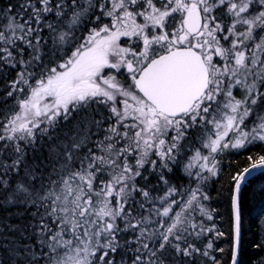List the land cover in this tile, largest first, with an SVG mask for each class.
Returning <instances> with one entry per match:
<instances>
[{
    "label": "trees",
    "instance_id": "trees-1",
    "mask_svg": "<svg viewBox=\"0 0 264 264\" xmlns=\"http://www.w3.org/2000/svg\"><path fill=\"white\" fill-rule=\"evenodd\" d=\"M248 1V17L264 10V0ZM104 2L0 0V264H53L60 243L85 230L84 223L76 229L67 225L61 205L62 195L66 197L63 183L79 166L67 160L74 145L79 149L71 159L80 160L86 185L100 199L105 186L99 182L111 176L105 169L118 166L101 145L110 136L111 126L100 103H76L57 119L48 115L36 119L38 128H33L32 121L26 130L13 127L21 104L29 100L37 84L61 70L80 42L109 21L103 12L108 7L98 11ZM150 2L157 4V0ZM107 14L113 18L119 13ZM260 57L261 76L254 82L253 103L248 104L247 122L253 127L264 123V44ZM190 143L187 149L185 137V145L178 146L180 152L172 150L163 161L154 157V169L142 173L148 180L142 182V175L135 179L137 187L133 190V184L129 185L126 198L112 196L111 206L121 207L123 221L117 218L113 245H99L91 264L230 263L234 181L244 168L264 160V140L224 152L199 178L184 168L185 156L195 147ZM165 193L172 194L174 203H158ZM239 210L237 264H264V172L243 186Z\"/></svg>",
    "mask_w": 264,
    "mask_h": 264
},
{
    "label": "rangeland",
    "instance_id": "rangeland-1",
    "mask_svg": "<svg viewBox=\"0 0 264 264\" xmlns=\"http://www.w3.org/2000/svg\"><path fill=\"white\" fill-rule=\"evenodd\" d=\"M104 1L98 11L103 7L117 11L118 17H113L117 21L106 27L102 25L84 38L61 70L37 84L13 120L14 129L22 131L27 129L30 121L34 125L36 119L46 115L57 119L74 104L85 103V106L87 102L100 103L108 113L110 136H105L101 145L109 149L107 154L113 162L117 159L118 168L115 165V169H105L111 175L106 181L95 178L105 186V190L99 188L104 191L103 199H100L101 195L86 185L88 181L85 171H81L80 160L71 159L79 147L71 148L75 151H71L67 160H75L79 166L63 183L67 200L62 195L61 205L67 225L76 229L84 223L81 227L85 230L79 237L60 243L53 264H91L99 245L103 248L113 245L112 227L117 218H121V207L112 208V196L116 200L126 198L128 186L133 184L132 189H136L135 179L140 175L141 181L146 182L148 177H143L142 173L154 169V157L163 161L172 150L179 151L178 146L185 145V137L187 149L191 148L190 142H194L195 147L185 156L184 168L187 173L194 171L198 178L209 172L224 152L241 150L249 142L264 140V123L253 127L247 122L254 82L261 76L263 9L256 16L248 17V0H157L156 5L150 0ZM194 7L201 10L204 26L197 37H189L182 23L185 12ZM133 8L139 10L134 14ZM105 14L110 20L109 14ZM131 38L136 40L129 41ZM132 42L136 57L140 59L185 46L195 48L204 56L210 73V87L187 115L178 119L166 118L151 111L138 95L127 78L126 61L121 57L126 59L131 56L130 52L118 48L121 47L118 43ZM112 69L117 70L116 75ZM124 76L128 80L124 81ZM38 126L39 122L33 128ZM121 143L124 146L118 149ZM127 176L130 178L125 180ZM83 185L88 188L84 189ZM171 195L165 193L158 203H174L170 200ZM168 211L164 209L163 213Z\"/></svg>",
    "mask_w": 264,
    "mask_h": 264
},
{
    "label": "water",
    "instance_id": "water-1",
    "mask_svg": "<svg viewBox=\"0 0 264 264\" xmlns=\"http://www.w3.org/2000/svg\"><path fill=\"white\" fill-rule=\"evenodd\" d=\"M203 18L199 8L185 12L183 28L189 36L197 35ZM138 94L153 109L167 117L177 119L186 115L201 100L209 87V72L201 54L191 47L169 50L148 62L133 80ZM264 172V160L244 168L233 185L232 249L229 264H237L240 250L239 196L250 179Z\"/></svg>",
    "mask_w": 264,
    "mask_h": 264
},
{
    "label": "flooded vegetation",
    "instance_id": "flooded-vegetation-1",
    "mask_svg": "<svg viewBox=\"0 0 264 264\" xmlns=\"http://www.w3.org/2000/svg\"><path fill=\"white\" fill-rule=\"evenodd\" d=\"M127 6V5H126ZM128 7H130V6H128ZM132 7V6H131ZM116 9V8H115ZM132 9V8H131ZM111 9L108 7V8H103V12L104 13H108L109 11H110ZM133 10H134V14H135V12H137L136 10H139V9H134L133 8ZM115 21H117V19L116 18H111L109 21H106V23H103V25H104V27H106V26H108L110 23H113V22H115ZM203 26H204V18H203ZM203 26H202V29H203ZM202 29H201V31H202ZM201 31H200V33H201ZM199 33V34H200ZM199 34H197L196 36H193V37H197ZM190 37V36H189ZM87 38V37H86ZM133 39V40H132ZM126 40L128 41V39L126 38ZM134 40H136V38H131L129 41H133L134 42ZM132 42V44H129V43H127V44H122V43H118V46H121V47H118V48H121V49H123L124 51L125 50H127L128 52H130V55L131 56H127V58L126 59H124L123 58V56H121L122 57V59L124 60V61H126V70H127V78L128 79H130L131 81H132V83H133V80L136 78V76L139 74V72L141 71V69L148 63V62H150L152 59H154L155 57H157L158 55H160V54H162V53H164V52H166V51H163V52H161V51H159V52H157V53H154L153 55H151L150 54V56L147 58V59H140L139 57H136V52H135V50H134V43ZM122 46H126L125 48H123ZM185 47H188V46H185ZM172 49H174V48H172ZM171 50V49H170ZM125 53H126V51H125ZM149 59V60H148ZM148 60V61H147ZM203 60H204V62H205V64H206V66H207V68H208V64H207V62H206V60L204 59V56H203ZM112 71H114L115 73H113L114 75H116V71L117 70H115V69H112ZM208 71H209V69H208ZM134 76V77H132V76ZM209 77H210V73H209ZM126 78V79H127ZM127 79V80H128ZM209 84H210V78H209ZM134 86V85H133ZM210 87V86H209ZM135 89V88H134ZM137 92V91H136ZM139 95V94H138ZM140 96V95H139ZM141 97V96H140ZM142 98V97H141ZM143 99V98H142ZM143 101L146 103V105H148L149 106V109L152 111H155L151 106H150V104H148L144 99H143Z\"/></svg>",
    "mask_w": 264,
    "mask_h": 264
}]
</instances>
